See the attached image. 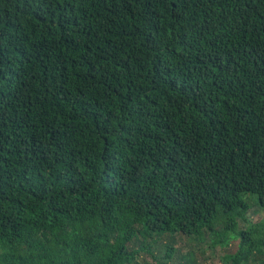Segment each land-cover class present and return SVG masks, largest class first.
<instances>
[{
	"label": "trees",
	"instance_id": "trees-1",
	"mask_svg": "<svg viewBox=\"0 0 264 264\" xmlns=\"http://www.w3.org/2000/svg\"><path fill=\"white\" fill-rule=\"evenodd\" d=\"M251 201L264 0H0V264H264Z\"/></svg>",
	"mask_w": 264,
	"mask_h": 264
},
{
	"label": "rangeland",
	"instance_id": "rangeland-1",
	"mask_svg": "<svg viewBox=\"0 0 264 264\" xmlns=\"http://www.w3.org/2000/svg\"><path fill=\"white\" fill-rule=\"evenodd\" d=\"M247 221H240V227L246 229L251 224H257L263 222L264 220V211L261 210L254 201H251V208L248 211V216L246 217ZM175 246L174 248L178 251V255H185L190 251H194L197 255V259L202 264H225V256L233 254L237 251L238 242H233L228 248L218 247L217 249L211 248V243L209 237H206L203 242H199L196 239L186 238L184 236L175 237ZM166 242V239L161 240L154 249V254L156 256L163 257L164 249L163 245ZM142 260H147L148 262L153 263V261L142 255L140 262Z\"/></svg>",
	"mask_w": 264,
	"mask_h": 264
}]
</instances>
